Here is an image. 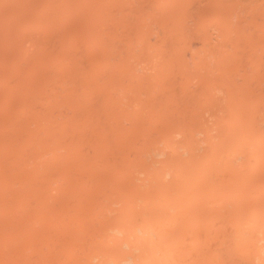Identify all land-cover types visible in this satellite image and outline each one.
I'll return each instance as SVG.
<instances>
[{
    "label": "bare ground",
    "instance_id": "6f19581e",
    "mask_svg": "<svg viewBox=\"0 0 264 264\" xmlns=\"http://www.w3.org/2000/svg\"><path fill=\"white\" fill-rule=\"evenodd\" d=\"M54 1L0 0V19L4 20L0 22V81L4 82L0 86V232H4L5 227H14L10 220L15 217V209L21 210L16 206L25 200L24 194L35 191L33 189L42 191L43 182L54 177L52 180L59 183L58 192L74 194L78 203L68 201L66 206L63 200L67 197L60 198L61 205L58 204L66 207L52 208V211L58 209L60 212L58 226L54 223L58 229L57 240L46 251L45 257L53 264L54 261L55 264H264V0H137L136 14L141 23L156 26L152 30L164 35L155 33L161 36L157 38L152 32L147 33L148 37H151L150 33L156 38V42L157 39L162 40L161 47H157L158 50L152 47L150 49L156 51L146 53L152 58L151 63L148 62L150 58H141L140 63L144 60L148 63L147 73L137 72L139 62L135 61L138 68L134 65L132 68L137 70L135 75H140L137 78L132 76L135 80L130 81L127 87L124 82L128 78L125 76L134 72H129L128 67L135 58L144 57L145 47L138 46L136 52L131 48L128 51L121 44L124 45L128 39H124L125 42L119 37L111 39L108 35L113 32L110 26H105L127 24L129 13L133 14L129 11L134 0H128L132 4L128 3L130 8L123 6L127 4L126 0L121 2L124 12H129L126 19L117 15L123 10L110 14L111 6L108 16L107 13L104 15L112 20L100 17L105 8L96 14L99 17H95L91 8L94 14H90L89 8L84 6L88 15L76 16L74 10L78 9L72 8L76 16L73 22H69L74 23L75 30L71 24L68 27L72 29L69 33H76V40L71 38L75 40L72 49L61 46L68 29H63L64 34L61 32V40L57 37L59 34L56 36L59 29L50 31L52 28L48 30L42 23H47L43 18L52 12L44 17L41 14L54 11L53 18L57 12L60 15L55 19L56 24L55 21L52 23L63 26V21L57 23V20L64 13L59 12L62 8ZM81 1L83 3L84 0ZM98 2L102 4V1ZM75 5L70 4L69 7ZM25 13L39 18L33 16L34 21ZM133 15L130 19H135L136 15ZM38 19L39 25L46 29H38V22L35 23ZM139 20L136 24H141ZM28 24L39 31L27 32V26L31 28ZM103 24L111 30L108 35L102 29ZM11 25L16 26L13 32L8 29ZM133 25L128 33L134 30ZM97 28L102 32L99 30V35L93 36L94 41L99 40L90 46L92 39L87 42L85 38L90 34L92 37ZM116 31L120 34L117 28ZM141 33L139 39L144 36ZM70 35L68 37H73ZM108 39L114 43L110 44ZM130 39V43L136 41ZM141 39H137L138 42ZM5 40L8 42L6 45L3 43ZM81 43L90 47L83 48ZM88 136L92 146L90 150L87 148V153L85 146L82 148L84 152L81 150L86 155L79 151L81 146L77 155L72 153L71 144L83 140V145H88ZM121 139L124 140L122 146L119 143ZM56 144L57 151L51 156L52 147ZM104 145L106 149L102 155L101 147L104 149ZM33 155L37 161L45 156L51 157L47 158L49 161H42V164L45 162L43 165L49 164L43 172L36 162L39 165L35 167L40 169L33 170L38 171L39 176L31 173L34 172L31 169ZM87 157L91 159V169L86 173L88 167L83 161L88 160ZM106 158L110 161L104 170L103 159ZM53 160L55 163L58 161V167L52 163ZM78 163H83L85 170L83 166L81 170L85 174L78 173L80 168L74 171ZM63 164L61 171L58 170ZM14 173L24 180L20 181L23 182L21 186L32 178L31 184L40 187L28 184L30 188H24L25 193L18 192L15 187L20 185L15 178L19 177ZM30 173L34 176L28 177ZM39 178L42 184L38 182ZM50 189H43V192ZM40 192L35 193L42 197ZM44 205L47 207L45 201ZM37 215L34 219L38 218ZM23 217L21 221L24 222L27 218ZM49 218V222L42 221L44 225L38 219H35L38 223L32 221L49 232ZM54 219L52 217L51 220ZM31 227L35 232L36 229ZM15 228L18 231L22 229ZM11 230L8 233L18 237L19 232L15 235ZM29 231L28 234L23 233L22 238L30 236ZM1 233L0 237L4 238V233ZM48 234L44 239L46 243ZM8 235L5 238L9 240ZM40 236L37 235L36 240ZM25 239L21 240L27 245V241L33 242ZM49 241L52 242L51 239ZM3 244L0 242L2 250ZM9 246L7 248L14 247ZM7 250L6 253L11 249ZM30 253L28 256H32ZM20 255L23 256L22 253ZM42 259L45 260L44 257Z\"/></svg>",
    "mask_w": 264,
    "mask_h": 264
},
{
    "label": "rangeland",
    "instance_id": "374dc122",
    "mask_svg": "<svg viewBox=\"0 0 264 264\" xmlns=\"http://www.w3.org/2000/svg\"><path fill=\"white\" fill-rule=\"evenodd\" d=\"M55 1H56L57 3H56ZM55 1H54V2H55V5L59 4V7L61 6V8H62V10H60L59 12H60V13H64L63 15L65 16V17H64L62 14H61L62 17H61V16H58L60 19L62 18L61 20H59V18H58V20H57V23L63 21V23L61 24V25H63V26H61L62 28L60 27V23L57 24V25H55V24H56V20H55V19H57V15H60V14H57L58 12L56 13L55 18H53V15H54V14H52L54 11H48V12H47L48 14H44V13L41 14V16L43 15L42 17H44V16H48V15L52 12V13L50 14V16H48V17H46V18H43V20H45L48 24H47V23L45 24V22H42V19H41V22L44 23V27H46V28L48 27V30H49L50 28H52V29H50V31H52L53 29H55L54 31H56V29H59L60 32H59L58 30L56 31V36L59 34L57 37H60V35H63V34L66 32V33L64 34L65 36L63 35V37L65 38L66 35H67V37H66L65 39H67L68 41L64 39L63 44H61V46H65V47H67L68 49H72V46H73V47L75 46V43H73V42H75V40H76V36L74 37V35H75L76 33H75V34H73L74 32H73V33H72V32L69 33V30L71 29V27L73 28V30H75V26H72V24L74 25V23H69V22H71V20H72V22H73V18H74V17H76L77 15H81V16H82V14H83V15L87 14L88 12L85 13V11H88V10H87L88 8H89V13L91 12V11H90V8H91V10H94L95 15L98 14L99 11L102 12V11L104 10V8H105L106 11H105V12H102L101 15H100V17H101V16H102V17L104 16L105 19H111V18L107 17V16H108V13L110 12V11H109L110 6H111V8L115 9V8L120 4L119 7H117L118 9H116V10H113V9H112V11L110 12V14H111L113 11H114V12L117 11V10L122 11V10L124 9L123 6H125V7L128 6L129 8L131 7V6L128 4V3L131 2V0H129L130 2H129L128 0H126L125 3H127V4L123 5V3H122L123 6L121 5V2H122V1L124 2V0H117V1L119 2V4H117L118 2H117L116 0H114V1H113V0H112V1H111V0H108V1H107V0H100V2L102 1V4L99 3L98 0H95V1H94V0H91V1H90V0H84V1H87V3L84 2V1H83V3H82L81 0H80V1L77 0V1L81 2L80 4H79V2H78V3H75V1H76V0H75V1H74V4H77V6L75 5L76 7L74 6L75 8H74L73 6H71V8L69 7L70 4H71V5H74V4L72 3L73 0H70L69 2H68V0H65V1H64V0H63V1L59 0L60 2H59L58 0H55ZM88 1H90L91 5L93 4L92 6L90 5L91 7L89 6L90 3L88 4ZM96 1H97V2H96ZM104 1H105L106 3H105ZM110 1H111V3H113L112 5H111ZM136 1H137V0H134V2L132 1V2H133V6H132L133 10H132V8H131V10L129 9V10H130L129 12H132V11H133V14H135L136 16L133 15L132 13L127 12L128 10H127V11L125 10L126 12H124V10H123V11H122L123 13H121V12L119 13V12L117 11V12H118L117 15L120 16V18H122V17L124 16L125 19H126V18L128 17V13L130 14V17H131L132 15L135 16V19H133L134 17L131 18V19H133V21H132V20L130 19V17H129V19H127V21H128V20H130V21H129V22L126 21L127 24H118V23H115V24H113V25H115V26L110 25V24H108V25H106V26H105V24H103V26H102V29H104V32H105L107 35H108L109 32H111V30H112L113 34L111 33V34L108 35L109 37H111V39H114V40H115V39H117V38L119 37V39L122 38L121 40H123V42H125L127 39L130 41V40H131L130 38H134L136 41H135V42H134V41H131V43L134 42V45H133V46H132V44H131L128 40L125 42V43L129 42V44H126V45H130V46H128V47L125 45V43H124V45H123V43H121L122 46H125V47H124L125 49L128 48V51H130V48H131L132 51H135V52H136V51L138 50V46H140V47H142V48H143V47L146 48V51H144L145 48L143 49V54L145 53L144 57H142L143 55H141L140 58H139V57H137L138 59L135 58V59L133 60V62H132V63H135V64H132V63H131V66H130L131 68L128 67V71H129V72H130V70H131V72H132V71H134V72L129 73L130 76H131V78H129V74H128V73H127L128 75L125 76V79L128 78V80L126 79L127 81L125 80V82H124V83H125V87H127V85H128L129 83H131L130 81H133V82H134L135 78H137V75H140V74H138V73H136V75H135V72H136L137 70H134V68H132L133 65H134L136 68H138V67H137V62H139V63H138V64H139V65H138V66H139V70H138L137 72H140V73H141V72H142V73H147V72L149 71V70H148L149 67L146 68V66H148V65H147L148 63L146 64L147 61H145V60L143 61V63L145 62V64L140 63V62H142V59H141V58H143V59L150 58V61H148V62L151 63L152 58L149 57L148 54H146V53H147V52L149 53V52L152 50V49H150V48H152V47H153V48L156 47V50H158L157 47H158V48L161 47V46H160V45H161V44H160V41H162V40H160V39H159V40L157 39V42H156V40H155L156 38H153V36H157L155 33H157V34L160 33V31H158V30H157L158 32H157V31H156V32L153 31V30H156V29H153V30H152V28H156V26L154 27V26H153L152 24H150V23H148V25L145 26V25H143V24L141 23V21H140L141 19H140V18L138 17V15H137L138 13H137V7H136V6H137V2H136ZM62 2H65L68 6H67L66 4H64V3L62 4ZM70 2H71V3H70ZM94 2H96V3H94ZM103 2L105 3V5H104ZM107 2H109L110 5H109ZM115 2H117V3H115ZM60 3H61V4H60ZM69 3H70V4H69ZM85 3L88 4V5H85ZM134 3H135V4H134ZM81 4H82V5H81ZM115 4H117V5H115ZM130 4H131V3H130ZM64 5H66L67 8H66ZM78 5H81V6H78ZM102 5H103V6H102ZM107 5H108V6H107ZM114 5H115L116 7H113ZM131 5H132V4H131ZM135 5H136V6H135ZM83 6H84L85 8H87V9H84ZM120 6H122V7H120ZM56 7H58V6H56ZM63 7H64V8H63ZM93 7H95V9H93ZM135 7H136V9H134ZM65 8H66L68 11H67ZM68 8H69V9H68ZM72 8H73V10H74V9H78V10L80 11V12H79L80 14H77V11H78V10H76V11L74 10V12H76V16H75V15H74L75 13L73 12ZM82 8H83L84 11L81 10ZM121 8H122V9H121ZM96 9H97V10L99 9V10L97 11ZM125 9H126V8H125ZM63 10H64V11H63ZM69 10H70V11H69ZM110 10H111V9H110ZM62 11H63V12H62ZM65 11H67V12L65 13ZM81 12H83V13H81ZM96 12H97V13H96ZM45 13H46V12H45ZM72 13H73V14H72ZM106 13H107V14H106ZM136 13H137V14H136ZM25 14H26V13H25ZM65 14H66V15H65ZM90 14L93 15L94 13L91 12ZM90 14H89V15H90ZM99 14H100V13H99ZM104 14H106L107 16L104 15ZM120 14H121V15H120ZM29 15H30V17H31V16H32V17L35 16V15H33V14H29V13L26 14L27 17H28ZM51 15H52V16H51ZM87 15H88V14H87ZM26 16L24 15V17H26ZM50 17H52V18L50 19ZM95 17H99V16L96 15ZM1 18H2V17H1ZM33 18H34V17H33ZM35 18L37 19V18H39V16H38V17L35 16ZM35 18H34V21H35ZM48 18H49V19H48ZM63 18H64V19H63ZM67 18H68V19H67ZM69 18H70V19H69ZM77 18H78V17H77ZM77 18H75V19H77ZM138 18H139L140 20H139ZM47 19H48V21H47ZM65 19L67 20L68 25H67ZM38 20H39V19H38ZM111 20H112V19H111ZM134 20H135V21H134ZM136 20H137V22H138V20H139V22H140L141 24H139V23L136 24ZM15 21H16V20H15ZM54 21H55V24L52 23V22H54ZM75 21H76V20H75ZM0 22H4V20H3V19H2V20L0 19ZM37 22H38V25H39L40 20H39V21H36L35 23H37ZM49 22H51L52 25H51ZM108 22H109V21H108ZM134 22H135V23H134ZM32 23H33V22H32ZM35 23L33 24L34 26H35ZM64 23H66V24H65V25H67L66 27H65ZM128 23H131V24H128ZM132 23H134V25H133ZM69 24H71L70 29H68ZM117 24H118V25H121V27L118 26ZM13 25H14V23H13ZM13 25H11V26H13ZM23 25H24V24H23ZM23 25L21 26L22 29H23L24 27H26L27 23H26V25H24V27H23ZM28 25H29V24H28ZM30 25H32V24L30 23ZM30 25H29V26H30ZM38 25H36V26L38 27ZM42 25H43V24H42ZM45 25H49V26H45ZM50 25H51L52 27H51ZM101 25H102V24H101ZM132 25H133V27H134L133 29L136 30V31L133 30L132 32H129V33L131 34V36H130V34L128 33V31H131L132 27H130V26H132ZM136 25H137V26H136ZM11 26L8 28L9 30H11L12 32H13V30H16V29H15L16 26H13L12 28H11ZM34 26H30L31 28L33 27L32 29H31V28L29 29L28 26H27L26 31L29 32V31L31 30V32L33 31L32 33H34V32H36L38 29H39V30L46 29V28H44L43 26H41V24H40V25H39V28L35 31L34 29H36L37 27L35 26V27H36V28H35ZM55 26H56V27H55ZM104 26H105V27H109V26H110L109 28H110L111 30H110V29H106ZM117 26H118V27H117ZM122 26H124L123 29L127 30V32H126V33H128L127 35H126V33H123V31H122V30H123V29H122ZM128 26H129L130 28H128ZM40 27H41V29H40ZM58 27H59V28H58ZM100 27H101V26H100ZM112 27H113V28H112ZM114 27H116V28L119 30V33H120V34H118V31H116V28H114ZM126 27H127L128 29H126ZM141 27H142V28H141ZM145 27H146L147 29H146ZM148 27H149V28H148ZM150 27H151V28H150ZM10 28H11V29H10ZM137 28H138V29H137ZM144 28L146 29V31L143 30ZM8 29H7L6 31L9 32ZM28 29H29V30H28ZM63 29H65V30L68 29V30H67V31L64 30V31H65V32H64ZM102 29H100V28H97V30L95 29L94 32L92 33V37H90L91 34L89 35V33H88L89 37H88V35H86V36L89 38V39H88V38H85L86 40H88L87 42H89V41L92 39V40L89 42V43H92V45L90 44V46H94L95 43L99 40V39H98L97 41H94V38H95V37H94L93 35L96 34L95 36L97 37V36L99 35V34H98V31L100 30V31H99V33H100V32H102V31H101ZM114 29H115V30H114ZM121 29H122V30H121ZM140 29H141L142 31H141ZM150 29H151V30H150ZM24 30H25V29H24ZM39 30H38V31H39ZM71 30H72V29H71ZM107 30H108V31H107ZM125 30H124V32H125ZM138 30H139V32H138ZM148 30H149V31H148ZM62 31H63V32H62ZM95 31H96V32H95ZM121 31H122L123 34H125L124 36H122ZM14 32H16V31H14ZM31 32H30V33H31ZM61 32H62L63 34H61ZM67 32H68L69 35L72 33L71 35H72L73 37H68ZM141 32H142V33H141ZM148 32H150V33L152 32L154 35L152 36V35H151L152 33H151V34L149 33L148 35L151 36V37H148V36H147V33H148ZM115 33H117V34H115ZM133 33H134V34H133ZM136 33H137V34H136ZM138 33H139V34H138ZM140 33H141V35L144 33V36L142 35L141 37H143V38H142L143 40L140 38L141 41L138 42V40H140V39H139ZM145 33H146V34H145ZM9 34H10V35H14V33H13V34L9 33ZM85 34H87V33H85ZM160 34H161L162 36L164 35V33H162V32H161ZM71 35H70V36H71ZM118 35H119V36H118ZM120 35H121V37H120ZM138 35H139V36H138ZM114 36H115V37H114ZM116 36H117V37H116ZM126 36H128V37L126 38ZM136 36H138V37H136ZM159 36H160V35H159ZM159 36H157V38H159ZM63 37H62V36L60 37V38H62L61 40H63ZM124 37H125V38H124ZM144 37H145L146 39H144ZM160 37H161V36H160ZM68 38H69V39H68ZM71 38H75V40H73V39H71ZM151 38H152L153 40H152ZM162 38H163V37H162ZM111 39H108V41L111 40ZM124 39H126V40H124ZM134 39H133V40H134ZM137 39H138V40H137ZM150 39H151V40H150ZM69 40H71L72 42L69 41ZM5 41H6V43H5L4 41H3V43H4L5 45L8 44L7 40H5ZM15 41H16V40H15ZM105 41H107V40H105ZM142 41H143V43H142ZM148 41H149L150 43H149ZM109 42H110V44L114 43V42H111V41H109ZM154 42H155V43H154ZM93 43H94V44H93ZM136 43H137V44H136ZM138 43H140V44H138ZM141 43H142V45H141ZM148 43H149V44H148ZM152 43H153V45L151 46ZM156 43H158V44H156ZM68 44H69V45H68ZM135 44H136L137 47L135 46ZM147 44H148V47L146 46ZM159 44H160V45H159ZM71 45H72V46H71ZM81 45H82L83 48H85V47H90V46H88V44H87V46H86L84 43H81ZM144 45H145V46H144ZM149 45H150V46H149ZM68 46H70V47H68ZM84 46H85V47H84ZM134 46H135L137 49H136V48L134 49V48H133ZM162 47H163V46H162ZM92 48H93V47H92ZM139 49H140V48H139ZM147 49H148V50H147ZM149 49H150V50H149ZM156 50H155V51H156ZM132 51H131V52H132ZM152 51H154V50H152ZM155 51H154V52H155ZM131 52H130V53H131ZM140 52H141V51H140ZM151 53L153 54V52H151ZM147 56H148V57H147ZM145 57H146V58H145ZM140 59H141V60H140ZM137 60H138V61H137ZM139 60H140V61H139ZM147 60H148V59H147ZM135 61H137V62H135ZM150 63H149V64H150ZM7 64H8V66L11 65L10 63H7ZM140 65L143 67V70H144V68H146L147 70H145V72H143V70L140 69V68H141ZM143 65H145V67H144ZM150 65H151V64H150ZM150 65H149V66H150ZM6 67H7V66H6ZM7 68H8V67H7ZM8 72H9V70H8ZM142 73H141V74H142ZM132 76H135V78L133 77L134 79H132ZM130 79H131V80H130ZM133 82H132V83H133ZM2 83L4 84V82L0 81V84H1L0 86L3 85ZM63 108H64V107H63ZM63 108L61 107V109L64 111L65 108H64V109H63ZM65 110H66V109H65ZM67 113L69 114V112H67ZM85 137H86V136H84V138H85ZM87 139H88L87 141H86V139H84V142L86 141V142L88 143V142H89V139H90V136H88ZM122 140H123V139H121L120 141L123 142L124 140H123V141H122ZM82 142H83V140H81V141L79 142V143H81L82 145H80L78 142L73 143V145L71 144V146H70V148H71V149H70L71 152H72V150H74L72 153H75V152H76L75 154L77 155V153H79V152H77L78 147L81 146L80 149H79V151L82 152V151H83L82 148L85 146L86 149H84V151L87 153V151L90 150V148H91L90 146H92V145H91V140H90V142H89L88 145H87L86 143H84V145H83ZM118 142H119V141H118ZM121 142H119V143H120V145L122 146V145L124 144V142H123L122 144H121ZM77 143H78V144H77ZM113 144L115 145L116 143H113ZM117 144H118V143H117ZM74 145H76V146H74ZM86 145H87V146H86ZM118 145H119V144H118ZM55 146H56V147H55ZM55 146L52 147V148H54V149H53L54 151L52 150V153H53V152H54V153H53V154L51 153V154H50L51 156L54 155V154L56 153V151H57V148H58L57 146H58V145L56 144ZM73 146H74L75 148H74ZM104 146H105V145H104ZM52 148H51V149H52ZM87 148H88V150H87ZM75 149H76V151H75ZM105 149H106V146L104 147V149H103V146L101 147V150H102V151H101V154H102V155H103V153L105 152V151H103V150H105ZM81 150H82V151H81ZM60 151H61V153L63 152L62 149H61ZM84 151H83V152H84ZM83 152H82V154L85 156L86 153H83ZM63 153H64V152H63ZM47 154H48V153H47ZM59 154H60V152H59ZM45 155H46V154H45ZM48 155H49V154H48ZM48 155H47V156H48ZM31 157H33V158H32V159H33V160H32V164H31V165H32V166H31L32 171H34L33 169H35V171H36V170H38V169L41 168L40 170H42V172L45 171L46 167L49 165V164H45V165H43L45 162H43V164H42V161H44L45 159L49 161V159L51 158L50 156H48L49 159H47L48 157L45 156L43 159L41 158L40 161H39V159H38V161H37V158H35V155H33V156H31ZM89 157H90V156H89ZM89 157H87V158H89ZM34 158H35V159H34ZM106 159H107V160H106ZM106 159H103L104 161L102 160V161L104 162L103 164L105 165V167H104V165L102 166L104 170H105V168H107V166H106V165L108 164L107 162L110 161V160H108V158H106ZM34 160H36V161H34ZM85 160H86V161H85V162L83 161V163L85 164L84 166H86V168L88 167V169H86V173H87V171L90 172V169H91V168H89V167H91V165H89V164L91 163V159L89 158L88 160H87V159H85ZM54 161H55V160H53L52 163H53L55 166L58 167V165H59V163H57L58 161H56V163H55ZM78 161H79V160H78ZM36 162H38L41 166H40L38 163L36 164ZM86 162H87V163H86ZM49 163H50V162H49ZM83 163H80V164L78 163V166H80V165H81V166H80V167L77 166V167L75 168V170H74V169H73V170L76 172V169H77V168H80V172H79V169H77V171H78V173H81V172H82L81 168H82V166H83V165H82ZM34 164H36V165H34ZM86 164H88V165H86ZM37 165H39L38 167H40V168L35 167V166H37ZM101 165H102V163H101ZM43 166H44V167H43ZM63 166H64V164H63L62 166H60V169L58 168V170L61 171V169H62ZM84 166H83V168H82L83 170H85V169H84ZM71 167H73V165H72ZM37 168H38V169H37ZM44 168H45V169H44ZM31 169H30V172H31ZM96 169H97V168H96ZM103 169H102V170H103ZM40 170H39V171H40ZM35 171H34V172H31V173H32V174L34 173V175L36 174V175L39 176L38 171H37V172H35ZM40 172H41V171H40ZM40 172H39V173H40ZM84 172H85V171H83L82 174H83ZM31 173H30V175L28 174V177H29V176L31 177V175H32ZM56 173H57V172H56ZM84 174H85V173H84ZM14 175L16 176V173H14ZM22 175H23V174H22ZM34 175H32V176H34ZM15 176H14V178H15ZM24 176H25V175H23L22 177H24ZM38 176L35 177V178H38ZM16 177H19V178H15V179H16L15 182H16V181L19 182V184H18V182H16L18 185H20L21 183H23V182L20 183V181H24V180H22V178L20 179V176H16ZM33 178H34V177H33ZM17 179H20V180H17ZM31 179H32V178H28V180H27L28 183H26V180H25L24 183L26 184V186H25V184H22V186L20 185L19 188H18L17 185L14 183V184L16 185V187H15V185H14V187L18 189V190L16 189L18 192H23V193H25V191H26L25 189H27V187H29V185L31 184V181H30ZM52 179H55V178H54V177H51V179L49 178L48 180L45 181L46 184H47V187L45 186V182H43V185H44V186L42 185V191L39 189L41 192L38 191V190L36 191V189H33V190H35V191H32V190L30 189V190L32 191L31 193H30V191H29V193L26 192L27 194H24V196H25V195H26V196H25V197L23 196V198H24L25 200H28V199H29L30 201L28 200V201L25 202V200L23 201V198H20L21 200L19 199L20 201H23L24 203L29 204L28 206H29L30 208H29L26 204H23V202H21V204L18 203L19 206H16V208L19 207V209H21V210L24 209L26 212H24V210H23V211L18 210V211H19V212H18L17 209H15V210H16V212H15V213H16V214H15V217H16V216L18 215V213H19V215L17 216L18 218H15V217H14L15 219H14V218H11V220H10L11 223L14 224V227H11V229L15 232V235H17L16 233L19 232V235L21 234V236L17 235L18 237H15L13 234H12V235H13V236H12V235L10 234L11 232L8 233V232L11 230V229L8 228V227H5V228L3 229L4 232H2V233L0 232L1 234L4 233V238H3V236L0 237V238H3L4 240H3V239H0V242H1V243L4 242V244H5V245L3 244V249H4V250L0 249V255L2 254L1 257H0V260L4 257L5 259H4V258H3V259H4L5 261L2 259V261L0 262V264H1L2 262H4L3 264H16V263H17V264H19V263H20V264H27V263H28L27 261H29V263H31V264H35V263H36V264H40V263H41V264H43V263H44V264H47V263H49V264H53V262H50V261L46 260L45 257H46V254L48 253V252H46V251H48L49 249H51V248L53 247V245L56 243V240H57V239H56V238H57V234H56L57 231H56V230H58V229H57V226H58V222L60 221V217H59L60 214H58V213H60V212H57V210L60 209V208H62L63 206H65L66 203H67L66 206L69 205V204H68V201H69V203H71V204H76V203H78V198H75V195H74V194H65L64 192H60V191H59V192H60L61 195H59V192H58V188H60V187H59V183L54 182ZM35 180H36V179H35ZM39 180H40V178L38 179V182H40V183L42 184L41 180H40V181H39ZM51 180H52V181H51ZM29 181H30V182H29ZM49 181H51V182H49ZM33 182H34V181H33ZM47 182H48V183H47ZM53 182H54V183H53ZM49 183H50V184H49ZM51 183H52V185L54 184L55 186L50 187V186H52ZM28 184H29V185H28ZM48 184H49V185H48ZM56 185H57V186H56ZM30 186L33 187L34 185L31 184ZM32 187H31V188H32ZM34 187L37 188V187H40V186H37V187H36V185H35ZM43 187H44V188H43ZM24 188H25V189H24ZM29 188H30V187H29ZM29 188H28V189H29ZM50 188H52V189H50ZM56 188H57V189H56ZM21 189H24V190H21ZM43 189H46V190H47V189H50V190H49L48 192L45 190V191H46V193H45V192H43V191H44ZM20 190H21V191H20ZM51 190H52L53 192H52ZM55 190H56V192H55ZM35 192H37V194H38V192H40V193L42 194V197H41L40 194H39V195H36ZM49 192H50V193H49ZM23 193H21V194H23ZM34 193H35L36 196H38V197H37L38 199H37V198H33V199H32L33 196L36 197L35 195H33ZM48 193H49V194H48ZM56 193H57V195H56ZM28 194L30 195V197H29ZM31 194H32V195H31ZM45 194L47 195L46 197H45ZM27 195H28V196H27ZM43 195H44V196H43ZM63 195H64V196H63ZM67 195H68V196H67ZM71 195H73V196H71ZM49 196H52V197H54V198L51 199ZM58 196H59V197H58ZM70 196L72 197V199H71ZM26 197H29V198H26ZM57 197H58V199H57ZM62 197H63V198H62ZM66 197H67V198H66ZM39 198H40V202H41L40 205H39V203H40V202H39ZM42 198L45 199V200H43ZM48 198H50L49 201H46V199L48 200ZM60 198H61L62 200H63L64 198H66L65 200H63V202H65V204H63L62 207L60 206V205H61V202H60L61 199H60ZM35 199H36V200H35ZM54 199H55V200H54ZM56 199H57V200H56ZM70 199H71V200H70ZM74 199H76V200L74 201L75 203L73 202ZM42 200H43V202H42ZM59 200H60V201H59ZM20 201H18V202H20ZM31 201H32V203H31ZM44 201H45V203H46L48 209L51 208V210H50V209H49V210L47 209V207L44 205ZM33 202H34V204H33ZM37 202H38V204H36ZM48 202H49V203H48ZM51 202H52L54 205H56V207H55V206L52 207L53 204H52ZM54 202H55L56 204H55ZM63 202H62V203H63ZM72 202H73V203H72ZM58 203H59L60 205H59ZM18 204H17V205H18ZM48 204H50V205H49L50 207L48 206ZM20 205H22V206H20ZM23 205H24V206H23ZM41 206H42V207H41ZM43 206H44V208H43ZM66 206H65V207H66ZM25 207H26V208H25ZM57 207H58V209H57V210H54V211H56V214H55V212L52 211V210L55 209V208H57ZM40 208L43 209V210L41 211ZM52 208H53V209H52ZM39 209H40V210H39ZM45 209H46V211H45ZM35 210H39L40 212H37V211H36V212L38 213V215H40L41 217H43V218H41L40 216L37 215L38 218H35V219H38L39 223H41L42 221H44V222L47 221V220H48V216H50L49 219H50V222H51V223H49V224H50V226H51V229H52V227H54L55 229H54V230H53V229H52V230L50 229L49 232H48L47 230H45V228L42 229V227H41V229H40L39 226H41V224H40V225H39V224L36 225V224L38 223V221L34 219V217H36L35 215H36L37 213H35L34 215L32 214V213H34ZM27 211H28V213H27ZM32 211H33V212H32ZM43 211H45V212L48 211V212L50 213V215H49V213H48V214H45V212H43ZM59 211H60V210H59ZM17 212H18V213H17ZM22 213H23V214H22ZM29 213H30V214H29ZM39 213H40V214H39ZM41 213H43L44 215L42 216ZM53 213H54V215H55L56 217L53 215ZM26 214H28V215H27L28 218L26 217ZM57 214H58V216H57ZM24 215H25V218H27V219H25L26 221L24 220V222H23V221H21V220H23V218H24L23 216H24ZM21 216H22V217H21ZM45 216L47 217V219L45 218V220H42V219H44ZM52 217H53V218H56V219H54V220H57V221L54 222V220H51ZM29 218H30V219H29ZM12 219H13V220H12ZM58 219H59V220H58ZM30 220H31V221H30ZM32 220H34L35 222L37 221V223H35V222L32 221ZM20 221L23 222V223H21ZM52 221H53V222H52ZM44 222H42V225H44ZM47 222H49V221H47ZM25 223H26V224H25ZM52 223H53V224H52ZM54 223H56L57 226H55ZM18 224H20V225L18 226ZM21 224L25 225L26 228L28 227V228L30 229V231H29V229H26L25 226H24V228H25V229H24V228H23V225L21 226ZM32 224H34L35 226L32 225ZM47 224H48V223H47ZM47 224H45V226H46ZM49 224H48V225H49ZM53 225H54V226H53ZM15 226H16V227H19V228H20V227L22 228V229H21L22 231L19 229V230L21 231V233H20V231H18V230L15 228ZM31 226H33L34 229L37 230V234H36V230H35V232H34V230H33V228H32ZM50 226H48V228H50ZM31 228H32V229H31ZM37 228H39V229H37ZM8 229H9V230H8ZM6 230H7V233L10 234L12 237H10V236L5 232ZM12 230H11V231H12ZM23 230H24V231H23ZM27 230L30 232V236H31V237H34V238L32 239L30 236H28V237L26 238L27 235L24 236L23 238H24V239L26 238L27 240H29V239L31 240V239H32L33 242H34V239H35V241H36V242H34V243H33V242L31 243L30 241H27V240L25 239L27 242H29V243L32 244V245L30 244L31 247H28V246H30L29 243H28V245H27V243H25V242L23 243V241H22V240H23V238H22L23 235H22V234H23V233L28 234V231H27ZM31 230H33L32 232H34V233H35L34 235H36V236H34V235L32 236V232H31ZM43 230H45L44 232L47 231L45 235H47V233L50 234V235L48 234V237H47V239H48V243H46L47 240H46V242H45V240H44V239H46L45 235H44V238H43V239L41 238L44 232L38 234V232L43 231ZM13 231H12V232H13ZM26 231H27V232H26ZM51 232H53V234H51ZM54 233L56 234V236H55ZM25 234H24V235H25ZM7 235L10 237V239H9L10 241L8 240V238H5ZM37 235H38V236L41 235V236L38 237V238H40V239H37V240H36ZM51 235H52V236H51ZM53 235H54V236H53ZM13 237H15V239H13ZM19 237H20V238H19ZM29 237H30V238H29ZM35 237H36V238H35ZM51 237H52V238H51ZM53 237H54L55 239H54ZM16 238H17V240H16ZM18 239H20L21 242H20ZM21 239H22V240H21ZM49 239H51V241L54 239L55 242H54V241L50 242ZM2 240H3V241H2ZM11 240H12V241L14 240V241L12 242ZM5 241H6V242H5ZM7 241H8V242H7ZM15 241H16V243H15ZM37 241H38V242H37ZM43 241H44V242H43ZM9 242H10V243L12 242V244H10ZM17 242H20V244H22V243H23V244L20 245V244L17 243ZM40 242H41V243H40ZM49 242H50V243H49ZM8 243H9V244H8ZM36 243H38V244L40 243V244H39L40 246H39L38 244H36ZM6 244H7V245H6ZM14 244H16V245H14ZM24 244H26L27 246L24 245ZM41 244H42V245H41ZM44 244H45V246H44ZM46 244H47V245H46ZM48 244H50V245L52 244L50 248H49L50 245H48ZM8 245H10V246L13 245L14 247H12V248H14V249H12L10 246H9L10 248H7ZM17 245H18L19 247L15 248ZM23 245H24V247H23ZM36 245H37V247H35V249H34L33 247L36 246ZM1 246H2V245H1ZM1 246H0V247H1ZM4 246H5L8 250L11 249V250H9V251L6 249V250L9 252V255H11V258H10V259H9L10 256L8 255V252L6 253V250H5V247H4ZM25 246H26V247H25ZM38 246H39V247H38ZM42 246H43V247H42ZM20 247H22V248H20ZM27 247H28V249H27ZM44 247H46V248H44ZM1 248H2V247H1ZM19 248H20V249H19ZM40 248H41V249H40ZM42 248H44V249H42ZM16 249H17V250H16ZM22 249H23V250H26V251H24V253H23ZM29 249H31V250H29ZM36 249H38V250L40 249V250L37 251ZM12 250H13V251H12ZM18 250H19V252H18ZM32 250H34V252H33ZM14 251H15V252H14ZM21 251H22V252H21ZM10 252H11V253H10ZM13 252H14V254H12ZM20 252L22 253L23 256L20 255V254H21ZM28 252H29V253H30V252H33V254L30 253V254H32V256H31V255L28 256V255H29V254H27ZM35 252H36V253H35ZM44 252H46V253H44ZM42 253H43V254H42ZM18 254H19L20 258H19V256H18V257H17V258H18L17 261H15L16 256H17ZM24 254H25L26 258H25V256H24ZM7 255H8V256H7ZM13 255H14V257H12ZM41 255H42V256H41ZM44 255H45V256H44ZM34 256H36V257H34ZM37 256H38V259L40 258L39 260L37 259ZM56 256H57V255H55L54 257H56ZM28 257H29L30 260L28 259ZM31 257L35 258V260H34L33 258H31ZM43 257H44L45 260L42 259ZM21 258H24V259H21ZM11 259H12V263H11ZM25 259H26V260H25ZM31 260H32V261H31ZM36 260H37V261H36ZM13 261H15V263H14ZM30 261H31V262H30ZM34 261H35V262H34ZM47 261H48V262H47ZM9 262H10V263H9ZM21 262H23V263H21ZM26 262H27V263H26ZM46 262H47V263H46ZM55 263H56V261H54V264H55Z\"/></svg>",
    "mask_w": 264,
    "mask_h": 264
}]
</instances>
